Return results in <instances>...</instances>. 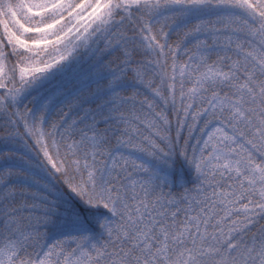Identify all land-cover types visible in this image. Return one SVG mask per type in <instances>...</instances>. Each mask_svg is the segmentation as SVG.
<instances>
[{
	"label": "snow or ice",
	"instance_id": "1",
	"mask_svg": "<svg viewBox=\"0 0 264 264\" xmlns=\"http://www.w3.org/2000/svg\"><path fill=\"white\" fill-rule=\"evenodd\" d=\"M0 264H264V0H0Z\"/></svg>",
	"mask_w": 264,
	"mask_h": 264
},
{
	"label": "trees",
	"instance_id": "2",
	"mask_svg": "<svg viewBox=\"0 0 264 264\" xmlns=\"http://www.w3.org/2000/svg\"><path fill=\"white\" fill-rule=\"evenodd\" d=\"M181 167H182V178L184 180V183L186 185L193 183L194 182V177L192 175L191 169L188 168L186 165H182ZM179 187H180V185L177 184L176 181H175V179H174V184H172L173 190H178Z\"/></svg>",
	"mask_w": 264,
	"mask_h": 264
},
{
	"label": "rangeland",
	"instance_id": "3",
	"mask_svg": "<svg viewBox=\"0 0 264 264\" xmlns=\"http://www.w3.org/2000/svg\"><path fill=\"white\" fill-rule=\"evenodd\" d=\"M177 184H179L178 182H176ZM173 184H174V182H173Z\"/></svg>",
	"mask_w": 264,
	"mask_h": 264
}]
</instances>
